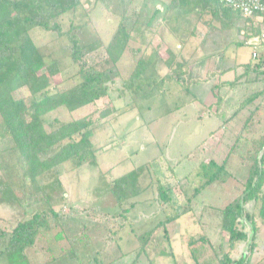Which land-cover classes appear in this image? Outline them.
Here are the masks:
<instances>
[{"label": "trees", "instance_id": "1", "mask_svg": "<svg viewBox=\"0 0 264 264\" xmlns=\"http://www.w3.org/2000/svg\"><path fill=\"white\" fill-rule=\"evenodd\" d=\"M86 1L84 7L82 0H0V204L15 215L10 230L0 227V264H66L69 260L77 264H124L127 257H134L130 264H135L141 251L145 252L144 244L110 260L103 258L106 248H99L92 257L83 260L81 250L90 252L89 227L83 225L77 236L65 234L61 220L65 216L61 212L65 196L63 191L55 193V189L62 187L63 174L83 172L104 151L93 141L96 129L115 113L110 107L97 106V101L110 90H117L119 96L126 93L160 96L168 91L169 85L187 90L191 82L211 77L215 80L207 107L221 126L240 110L249 109L229 151L238 155L247 166V173L242 181L230 170L226 158L221 162L208 158L201 159L176 179L178 194L185 198L186 205L207 186L232 179L237 188L231 199L211 211L218 218L221 231L227 234L226 246L209 243L214 258L204 262L198 260L199 252L191 255L195 264H251L259 227L256 215L248 212L245 205L257 202V216L264 218V51L255 58L250 54L246 62L228 66L223 65V55L229 46L245 44L256 37L264 20L260 22L255 15L244 16L219 0H168L161 9L158 4L153 5L145 21L136 11L128 15L124 10L120 12V7L114 12L115 8L109 7L110 0ZM97 5L113 11L118 24L107 41L96 37L83 42L78 32L84 21L75 22L71 15L85 9L84 15L89 16L86 22H91L89 11ZM193 13H198V20L191 33L199 36L204 46L222 42L223 49L215 51L211 47L213 53L199 57L184 53L186 39L173 37L172 41H166L164 22ZM38 31L53 37H39ZM234 32L240 35V41L234 39ZM155 33L167 44L168 56L164 60L167 70L160 76L153 72L159 58L157 50L147 51ZM62 37L67 40L64 47L68 60L54 58L49 49L51 42ZM210 56L223 57L219 60L222 65L201 77H188L192 64ZM124 57L131 65L130 70L119 66ZM227 73H232V78L223 79ZM57 76L64 78L55 82ZM79 110L86 114L67 118L62 113ZM146 167L138 165L109 182L105 198L118 207L112 212L113 228L109 227L102 239L104 245L111 244L118 229L125 226L128 207L122 205L127 190L137 189ZM167 168L174 173L173 166ZM151 182L156 187L159 205L174 207L169 186L158 177ZM52 193L59 194L60 204ZM176 209L183 211L180 207ZM179 214L166 212L167 218L159 220L156 227ZM59 240L68 244L61 247ZM203 240L208 241L206 236H200L188 243L194 245ZM240 244L246 245L245 252L233 257L232 252Z\"/></svg>", "mask_w": 264, "mask_h": 264}, {"label": "rangeland", "instance_id": "2", "mask_svg": "<svg viewBox=\"0 0 264 264\" xmlns=\"http://www.w3.org/2000/svg\"><path fill=\"white\" fill-rule=\"evenodd\" d=\"M110 1L109 7L111 10L115 8L114 12L120 7V12L124 10L128 15H133L136 11L143 21L150 17L153 5L158 4L157 7L161 5L158 0ZM82 2L85 7L87 1L82 0ZM113 11L97 5L89 11L91 22H86L89 16L84 15L85 9L81 8L75 16L71 15L75 22L84 21L78 32L79 38L83 42L96 37L107 41L118 24V18L111 14L114 13ZM69 15L68 13L67 16ZM65 21L67 27L68 18ZM169 22L171 20H166L163 26L166 29L167 42L173 39ZM191 24L185 16L175 20L176 26H183L175 28L178 38L188 37L190 33L186 28ZM38 33L39 37H53L51 34H41L40 31ZM233 37L237 41L241 40L240 35L235 32ZM66 44L67 40L64 37L50 43L49 49L54 53V58L68 60V53L64 47ZM221 44L222 42L211 47L217 51L223 49ZM254 47L257 51H264L263 44L254 46L240 43L228 47L223 55V65L246 61ZM207 48L198 50L196 55L199 57L204 55ZM154 49L157 50L159 58L153 72L160 76L167 70L164 60L168 54L167 44L156 33L153 34L147 51L151 52ZM222 58L210 56L204 63L192 64L189 75L196 74L201 65L214 64L219 67L222 65L219 63ZM119 66L122 70L131 69L126 57L121 60ZM232 76V73H227L223 79ZM63 78L64 76H57L55 82ZM214 80V77H211L207 80L191 82L187 90H179V86L169 85L168 91L160 96L149 93L138 96L134 93H126L119 96L118 91L114 89L97 101L99 109L110 107L111 110H115L112 119L96 129L93 142L104 151H100L96 162L83 172L71 171L63 174L62 189H55V193L63 191L65 196V202L61 206V212L65 214L61 219L65 234L71 237L77 236L83 225L89 227L91 240L88 238L87 244L90 252L81 250L84 252L80 255L83 260L92 257L99 248L100 250L106 248L103 258L110 260L144 244L145 252L141 251L135 264H195L191 252H199L198 260L204 262L213 257L209 243L226 246L227 234L221 231L220 222L211 211L213 207L215 209L223 206L235 195L237 191L235 181L230 179L224 184L207 186L187 205L185 198L178 194L176 183V179L190 171L198 161L208 158L218 162L226 158L228 167L237 177L242 181L246 177L247 166L240 162L236 153L229 151L235 133L248 116L249 109L240 110L227 124L221 126L220 121L207 107V103L212 99L211 87ZM62 113L67 118H79L86 114L83 110L71 114ZM93 117L96 118L97 114ZM141 164H146L147 167L139 179L137 189L129 187L127 199L123 205L121 204L128 207V220L122 229H118L115 240L111 244L104 245L102 239L107 235L109 227L113 228L115 218L112 212L118 207L116 203L105 198L109 190V182ZM168 166H173V174ZM156 177L169 186V195L172 197L171 203L174 207L159 205L156 187L154 182H151ZM55 193H52V197H56L60 204L62 199ZM131 203L134 204L132 208H130ZM179 207L183 208V211L176 209ZM245 209L256 215L255 221L259 227L255 237L256 246L250 256L251 264H264V218L260 219L257 216V202H248ZM176 211L180 212L179 216L156 227L159 220L163 221L167 218L166 212L174 214ZM14 222L15 215L0 204V227L10 230ZM246 230H250L248 225ZM142 235L146 236L138 237ZM200 236H206L208 241H197L194 245L188 243L190 239ZM58 244L62 247V244L65 246L68 243L59 240ZM245 250L246 245L240 244L232 252V256L236 257ZM133 259L134 257H127L124 264H130ZM66 264L77 263L69 260Z\"/></svg>", "mask_w": 264, "mask_h": 264}, {"label": "crops", "instance_id": "3", "mask_svg": "<svg viewBox=\"0 0 264 264\" xmlns=\"http://www.w3.org/2000/svg\"><path fill=\"white\" fill-rule=\"evenodd\" d=\"M160 1H161L162 4L160 6H158V7L161 9L162 5L165 4L168 0H160ZM185 18L187 19L188 22H190L192 24H191L190 27L187 26V28H186L189 31L190 34H188V37H186L187 42H186V47L183 48L184 53L187 54V55H190V54H193V53L194 54H198V50L203 49L205 47H208V48H207L206 53L204 55H202V56H205L206 54L213 53V51L211 50L210 45L205 43V46H204L203 42H201V38L199 36H197V35H194V33H191L192 28L197 23L198 13H193L191 15L185 16ZM175 20L176 19H172L171 22H169V25H170L169 28H170L174 38L178 37V32L176 31L175 28L183 27L182 25L181 26H176L175 25ZM179 21H180V19H179ZM179 39L183 40L184 38L179 37ZM245 44H249V43L246 42ZM177 46H179V45H177ZM258 51L261 52L260 50H258ZM249 57H250V55H249ZM249 57H248V59H249ZM205 60H206V58H202L197 63H200V64L204 63ZM246 61H244V62H246ZM216 68H219L218 65H214V64H211V65L210 64H205L204 66L201 65V67L197 70V73L195 72L196 74H194L192 76L189 75V71H190V69H189L188 77H201V76L205 75L210 69H216Z\"/></svg>", "mask_w": 264, "mask_h": 264}, {"label": "built area", "instance_id": "4", "mask_svg": "<svg viewBox=\"0 0 264 264\" xmlns=\"http://www.w3.org/2000/svg\"><path fill=\"white\" fill-rule=\"evenodd\" d=\"M219 2L241 11L244 16L255 15L260 22L264 20V0H219ZM247 42L254 46L256 44L264 45V23L260 33ZM257 55V48L254 47L251 56L255 58Z\"/></svg>", "mask_w": 264, "mask_h": 264}]
</instances>
